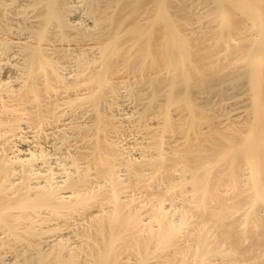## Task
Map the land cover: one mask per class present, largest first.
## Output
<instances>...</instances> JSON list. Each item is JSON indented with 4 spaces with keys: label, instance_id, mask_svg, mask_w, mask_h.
<instances>
[{
    "label": "bare ground",
    "instance_id": "1",
    "mask_svg": "<svg viewBox=\"0 0 264 264\" xmlns=\"http://www.w3.org/2000/svg\"><path fill=\"white\" fill-rule=\"evenodd\" d=\"M0 264H264V0H0Z\"/></svg>",
    "mask_w": 264,
    "mask_h": 264
}]
</instances>
